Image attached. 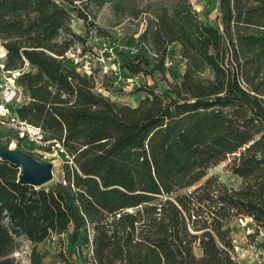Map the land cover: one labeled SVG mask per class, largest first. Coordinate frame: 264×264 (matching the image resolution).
<instances>
[{
  "label": "trees",
  "instance_id": "obj_1",
  "mask_svg": "<svg viewBox=\"0 0 264 264\" xmlns=\"http://www.w3.org/2000/svg\"><path fill=\"white\" fill-rule=\"evenodd\" d=\"M211 2L214 18L187 0L157 17L155 71H166L175 43L186 70L169 90L139 88L145 98L133 108L99 92L95 70L68 57L84 42L71 27L88 20L81 9L0 0L7 69L32 67L16 81L27 101L14 113L61 141L75 164L39 188L0 155V264H18L23 241L30 264H46L54 235L71 245L64 264H242L230 222L264 228V0ZM116 54L130 77L151 75L146 53ZM230 157L239 189L206 179Z\"/></svg>",
  "mask_w": 264,
  "mask_h": 264
},
{
  "label": "rangeland",
  "instance_id": "obj_2",
  "mask_svg": "<svg viewBox=\"0 0 264 264\" xmlns=\"http://www.w3.org/2000/svg\"><path fill=\"white\" fill-rule=\"evenodd\" d=\"M64 1L78 7L88 15L87 21L74 17L71 23L73 33L80 36L84 42L76 40L68 57L78 62V65L86 70H95L98 91L111 90L110 95L118 103L135 108L145 98V93L139 88L152 87L158 90H169L170 83L177 80L179 74L186 70V62L181 56L180 45L175 43L168 47L165 59V61L173 60V70L155 71L159 62L155 46L152 43V33L156 29L157 17L162 14L164 8L171 11L178 0ZM187 1L199 13H210L211 18L217 15V5L211 0ZM116 50L124 53L136 50V55L146 53L152 61L151 66L146 68L147 73H151V75L141 78L130 77L120 67ZM31 69V65L26 64L24 72ZM0 134L8 137L5 140H0L3 147L0 151L2 154L12 151L21 152V145H25V143L20 141L21 143L18 145L17 134L14 130L0 127ZM12 140L16 142L14 147L11 146ZM231 160L230 157L209 169L206 179L214 178L231 189H239L242 180L231 172L229 167ZM206 179L203 180V183ZM57 180L55 174L51 181L38 187H49ZM243 218V216L235 217L229 224L232 236L238 242L235 248L236 258L242 264H264V228L256 229L254 223L248 220L245 221L246 225L244 226ZM51 240V243L47 242L44 246V250L47 251L44 262L46 264H64L59 254L66 253L71 248L67 236L57 237L54 235ZM30 249V242L23 241L22 251L15 254L18 264H30ZM76 252L78 253L79 250L77 249ZM196 252L199 254L198 250ZM90 255L91 246L88 245V247H84L82 260L90 259Z\"/></svg>",
  "mask_w": 264,
  "mask_h": 264
},
{
  "label": "built area",
  "instance_id": "obj_3",
  "mask_svg": "<svg viewBox=\"0 0 264 264\" xmlns=\"http://www.w3.org/2000/svg\"><path fill=\"white\" fill-rule=\"evenodd\" d=\"M128 54L136 55L137 51L130 50ZM173 66V60L167 59L164 62L166 71H172ZM84 70L87 73L90 72V69L84 68ZM23 72L7 69V54L0 39V127L14 130L18 139L25 143V145H21V152L30 155L39 163L51 164L55 175L56 172H60V167L63 164L75 166L74 158L67 152L61 141L48 140L46 133L40 127L20 120L14 113L16 107L27 101L26 93L17 86L16 82ZM246 220L252 222L244 217L242 220L244 226ZM237 243V240L233 238L235 248Z\"/></svg>",
  "mask_w": 264,
  "mask_h": 264
},
{
  "label": "water",
  "instance_id": "obj_4",
  "mask_svg": "<svg viewBox=\"0 0 264 264\" xmlns=\"http://www.w3.org/2000/svg\"><path fill=\"white\" fill-rule=\"evenodd\" d=\"M3 160H8L19 166L21 170V182L41 186L54 178L53 166L51 164L39 163L30 155L19 151L1 153Z\"/></svg>",
  "mask_w": 264,
  "mask_h": 264
},
{
  "label": "crops",
  "instance_id": "obj_5",
  "mask_svg": "<svg viewBox=\"0 0 264 264\" xmlns=\"http://www.w3.org/2000/svg\"><path fill=\"white\" fill-rule=\"evenodd\" d=\"M1 128H2V129H5L6 127H1ZM15 136H16V135H15ZM6 138H8L7 135L5 136V135H1V134H0V140H5ZM17 140H18V138H17ZM13 141H14V140H12V142H11V144H12L11 146H12V147L16 146V142H15V141L13 142ZM17 143H18V145L20 144V142H17Z\"/></svg>",
  "mask_w": 264,
  "mask_h": 264
}]
</instances>
